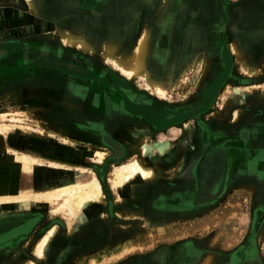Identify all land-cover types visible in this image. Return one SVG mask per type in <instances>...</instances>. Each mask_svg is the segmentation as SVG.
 Listing matches in <instances>:
<instances>
[{"label": "crops", "instance_id": "obj_1", "mask_svg": "<svg viewBox=\"0 0 264 264\" xmlns=\"http://www.w3.org/2000/svg\"><path fill=\"white\" fill-rule=\"evenodd\" d=\"M37 3L34 12L40 16L34 15L41 23L53 30L61 25L82 31L97 53L68 47L59 40L62 52L44 56L52 59L47 62L49 66H22L42 54L35 44L12 49L1 58L5 69L3 97L33 110L34 114L45 109L39 117L54 127L53 133L70 142L51 140L47 148V143L37 138L19 137L16 143L19 149L36 153L45 149L76 161L85 148L99 144L97 131L109 132L125 145V150L129 153L136 150L139 155L144 131H149L148 136L153 132L173 136L171 139L177 138L181 145L159 147L161 162L156 164L159 176L137 179L120 191L118 199L105 180L106 167L105 182L101 184L105 202L98 203L102 213L93 211L83 216V222L65 234L64 244L56 243L50 248L49 264H57L56 251L65 254L64 264H88L91 258L97 264L260 261L264 252V241L261 243L264 222L260 223L264 220L261 86L264 75L256 82L252 81L255 75L246 73L250 77H245L232 42L234 35L241 37L250 50V62L264 70V0H249L247 12L245 0H37ZM245 19L257 30L255 35L245 33ZM146 28V67L161 85L184 75L185 81L192 77L191 83L193 77L197 82L199 76L200 83L207 75L200 84L202 94L225 68L226 60H230L225 78L217 84L208 106L162 124L154 117L158 111H172L169 105H160L153 97L136 92L133 85L107 83H113L117 77L124 81L127 78L99 58L105 43L114 42L116 53L127 55L135 49ZM194 60L200 61L201 71L190 67V61ZM95 96L107 100L110 108L96 103ZM184 123L192 126L190 135ZM166 151L174 159L168 157L164 162ZM222 153L225 164L220 169L217 154ZM176 157L182 161L176 163ZM9 211L8 216L13 219L31 212ZM255 220L259 221L257 230L253 229ZM39 228L36 224L25 237L35 235ZM254 230L258 233L256 242L247 245ZM79 252L81 256H77ZM28 255L38 261L31 253Z\"/></svg>", "mask_w": 264, "mask_h": 264}, {"label": "rangeland", "instance_id": "obj_2", "mask_svg": "<svg viewBox=\"0 0 264 264\" xmlns=\"http://www.w3.org/2000/svg\"><path fill=\"white\" fill-rule=\"evenodd\" d=\"M35 5L37 8L38 7L37 6L38 5L37 0H36ZM247 9L249 10V8H247ZM35 11H37V9ZM35 13L37 14V12L33 11V8L29 4L28 0H0V48H4L7 51H11L12 49H15V48H28V47H34L36 45V46H39V48L41 49L42 54H39L36 58H34V60H31V61L26 62V63L23 62L22 66H25L27 68L32 67V66L33 67L40 66V65L41 66H49L50 64L47 62H49L52 59H49V57L44 58V56L45 55L48 56V54H50L54 51H56V53L62 52L60 49V45H61L60 41H59L60 39H58L54 35V30L51 29L48 25H46L44 22L41 23V21L39 19H37V16L38 17L40 16L39 13L37 14V16L34 15ZM33 16L36 18V21H34L35 19L32 18ZM247 28H249L248 31H247ZM245 30H246L245 33L249 34V35H255L257 33V30L253 26H252V28L245 27ZM50 39H52L53 42H51ZM27 42H28V44H27ZM241 42H242L241 43L242 48H244L243 49L244 55L248 58L249 57L248 52L250 50L248 51V49L246 47V43L244 44L243 40H241ZM232 49L239 59L238 53L236 51V46L234 44H232ZM39 51L36 53H39ZM1 58H2V56L0 57V60H2ZM262 58H264V57H262ZM248 60L250 62L249 58H248ZM190 62H191L190 64H192V65H190V67L193 66L192 68H196V67L198 68V64L200 61L194 60V61H190ZM250 64H254V63L250 62ZM1 65L2 64L0 62V113L5 112V111L11 112L10 114H13L17 117L22 118L17 123L22 124L24 126L29 125L32 128H39L42 130V132L39 133V132H36L34 130L24 129L23 128L24 126L23 127L17 126L16 128L14 127L15 128L14 130H12L9 133H5V134L0 130V194L18 193L20 190H23L24 192H29L32 190L45 189V188L53 185L56 181V177L51 176L49 174H34V173H28V172L23 171L20 167V164L13 158V156L10 155L9 151H7L8 150L7 147L13 148L15 150H22V151L28 152L31 155H35V156H38V157L46 159V160H52V159L54 160L55 159L57 161H61V162H64V163H67L70 165L90 166L96 172V174H97V176H98V178L102 184V182L104 181V179H103L104 174L98 173L95 170V168L98 169V171L102 170L103 166L105 165V162L108 160L107 158H109L111 155V150L109 149L110 150L109 156L103 162L93 163V161H91L88 158V155H89V151H91L95 146L99 145L98 143L92 144L91 145L92 147L88 150L85 148L84 153L80 154L76 161L75 160H67L65 156L60 155V154L56 155L55 153H50L48 150H45V149L41 150L39 153H36V151L31 150V149H25V150L19 149L20 146L16 145V143L18 142L17 138H19V137H26L28 140H30V139L33 140L34 138H37V139L41 140L42 142L47 143L48 146H45L47 148H49V142L51 140L57 141V143H59V142L60 143L61 142L62 143H65V142L70 143V142H69V140L67 141L65 138H63L59 134L53 133L54 127L50 123H47V121H45L44 117L43 118L39 117L40 116L39 113L41 111H46L45 109L34 114L33 110L24 109L23 107H20L19 105H17L14 101H11V100L9 101L3 97L4 93L2 91V88L4 87L3 86L4 82H3V78H2V73L5 69H4V66H1ZM229 65H230V60H226V66L224 68L225 70H223L224 71L223 75H221L220 78H218V80L213 83L214 85H217L218 81H220L221 78L222 79L225 78V71L229 68ZM255 65H257V64H255ZM258 67L261 68V66H259V65H258ZM240 68H241V63H240ZM197 70L199 72V71H201V68H198ZM259 73H261L260 75H262V76L259 77L256 74L254 77L255 79H252V81L256 82L259 79H261L264 75V70L260 69ZM246 75L247 74L245 72V77H250V76H246ZM117 78L118 79L115 80L113 83L108 82V81H107V83L112 84V85H115V84L121 85L122 87H125V85H127V84L131 85V86L133 85V88L136 90V92H139L140 94H143V95L147 94L149 97H153L154 101L159 103L160 105H164V104L169 105L171 107L169 109H171V110L180 109V107H185V106H182V104L190 103V101H192V106H195L196 105L195 103H199V105L197 107L195 106V108L197 110L198 109L201 110V109L205 108V106H208L209 98L211 97V95L215 91V88H209V91H207L206 93L204 92L205 93L204 96L200 93V84L203 83L202 81L205 78H207V75L204 78H202L200 83H199V81H200L199 76L196 78L197 82H196L195 78L193 77L194 83L190 82V79L192 80V77H190V79L188 81H185V79H184L185 75L184 76H177L172 81L170 80L168 85L165 83H162V86L166 89V95L167 96L165 95L164 98L160 99L157 96H155V94L150 89H146L145 85L142 83V81L139 78H132V79L127 78L125 80L126 82L124 80L120 79L119 77H117ZM123 79H124V77H123ZM155 80H156V78H155ZM157 82L160 83L159 81H157ZM116 88H118L120 90L119 86ZM193 89H196V91ZM140 91H143V92H140ZM117 95L119 96V94H117ZM94 98H95L94 101L96 103L104 104L107 108H110L109 102H107V100H105L101 97H97V96H95ZM193 99H195V100H193ZM198 101H201V102H198ZM193 103H194V105H193ZM195 108L192 107L191 109L190 108L186 109V111L182 110V111H179L177 113H174L173 116L169 120L165 119L164 122L167 123L168 121L174 120L175 118H180V116H182L184 114H188L189 112H193L194 110H196ZM41 113H43V112H41ZM161 116H164V113L161 114ZM2 119L5 120V118L0 117V121ZM162 123H163V121H162ZM182 127H184L183 124H182ZM185 127H187V133L190 135L192 132V129H191L192 126L189 125V123H187V124H185ZM171 137H173V136H168L165 133L161 134L158 132H153L151 135H149L147 137V141H152V139H154L155 141L158 140L157 141L158 147L159 146L161 147L163 144L164 145L166 144V146L169 145L168 147H170V148L176 147V146H181L179 144L180 141H178L177 138H174V140H172ZM177 137L179 138L180 136L177 135ZM61 138H63L64 140ZM160 138H161V140H159ZM85 146H87V145H85ZM127 152H128V150H126V153ZM134 152L135 153H133V152L129 153L126 157L132 158L135 155H138L136 150ZM150 155L151 156L153 155L154 158L157 157V155H158L157 148ZM150 155H149L148 161L151 160ZM108 166H107V168H108ZM106 172H107V169H106ZM106 174L107 173H105V180L107 181ZM107 184H108V181H107ZM108 186H109V184H108ZM97 206H100V205L95 204L94 207H97ZM9 208H10V210L13 208L12 211H15L17 214L20 211H22V213H23V211H25V209L30 210V211H34L36 209H41L38 211H40L41 216L43 217V220H42L43 223L49 221V219L51 217L58 216V218H60L62 220L63 224L59 225V226L57 224V230H56V233L54 234V236L52 237V239L54 237H56V238H54L53 240L51 239L52 240V241L50 240L51 242L49 241L50 243L47 244L48 248H46L44 250L42 256L39 257V256L34 255L33 244L36 241V239H34L35 238L34 234L33 235L31 234L30 236L24 237L23 239H21V241H18L19 244L21 243L19 246L22 249H24V252H23V250H20L21 248H18L16 251H8L7 247H5V248L0 247V264H26V262L29 259H32L28 255L30 253H31V255H34L38 259L36 264H47L45 262H47V259H49V256H51V255H49L50 254L49 250L52 247L55 239H58L62 243H65L64 242L66 239L65 234L73 232L75 225L77 223H82L83 222V216L87 215L89 213L88 212L87 214L82 215L79 219L74 220L72 222V224H73L72 229H69L67 226L66 218L60 213H53L51 211L52 204H50V203H45L44 201H40V202H31L30 201V202L23 204L22 206H19V207L12 205V204L11 205L8 204V206H7L6 203H2V204H0V221L4 217H6L5 215L7 213L10 212V211H8ZM54 223H56V222H54ZM57 233H58V235H57ZM2 240H3V238L0 236V242ZM57 242H59V241H57ZM81 255H82V253H80V252L77 254V256H81ZM59 256H61V255H59ZM64 259H65V257H63V256L61 258H59V260H61V261H63ZM88 264H97V262L93 258H91V261H89Z\"/></svg>", "mask_w": 264, "mask_h": 264}, {"label": "bare ground", "instance_id": "obj_3", "mask_svg": "<svg viewBox=\"0 0 264 264\" xmlns=\"http://www.w3.org/2000/svg\"><path fill=\"white\" fill-rule=\"evenodd\" d=\"M28 1L33 11H35L37 9L35 5L36 0ZM81 32L74 31L69 27L57 25L54 30V35L69 47H76L90 54H96V47L91 44L87 37ZM147 33L148 28L145 29L137 46L131 53H127V55L117 54L116 44L108 41L103 46L102 51L99 52V57L105 63L117 69L124 77L128 79L139 78L146 89H150L155 96L162 99L166 95V89L155 80L154 76L146 67L144 49ZM241 40L242 38L236 34L233 36L232 42V44L236 46L241 68L249 75H256L261 68L258 67V65L250 64L248 58L244 55V48H242ZM261 86L264 90V83ZM10 113L11 112L8 111L0 113V117L5 118V120L2 119L0 121V130L4 134L11 132L17 126H24L17 123L22 119L21 117H17ZM233 114L236 116L237 111L233 112ZM23 128L34 130L39 133L42 132L41 129L32 128L29 125H25ZM173 131H176V129H173ZM142 135L140 142L141 155L138 154L132 158L125 157L121 160H112L107 168L106 177L109 188L111 192L117 196V199L120 195V191L126 186H132L137 179L154 178L155 175H159L155 163L153 161H148L149 155L152 154L156 148L158 149L160 147H158V140L155 141L152 139V141H147L148 133L143 132ZM159 140H161V138ZM7 149L10 155L20 164L23 171L34 174H49L55 176L56 181L53 185L45 189L32 190L29 192L20 190L18 193L0 194V204L6 203L7 206L8 204H12L19 207L30 201H44L45 203H50L52 204L51 211L53 213L62 214L67 220L68 228L72 229V222L74 220L87 214L95 204L97 205L98 203L102 204L105 202V193L101 186V182L96 172L90 166L70 165L55 159L46 160L22 150H15L10 147H7ZM109 152V148L105 145L95 146L89 151L88 158L93 161V163H101L109 156ZM98 210L101 212L102 208H98ZM56 230L57 223H52L34 242L33 250L35 256L40 257L43 255L47 244L56 233ZM26 264H36V262L32 258L29 259Z\"/></svg>", "mask_w": 264, "mask_h": 264}, {"label": "flooded vegetation", "instance_id": "obj_4", "mask_svg": "<svg viewBox=\"0 0 264 264\" xmlns=\"http://www.w3.org/2000/svg\"><path fill=\"white\" fill-rule=\"evenodd\" d=\"M248 1L249 0H245V12H247L248 11ZM247 2V3H246ZM247 19H245V23H247V26L246 27H252V23L250 22H248V21H246ZM247 30H249V28H247ZM3 49L4 48H0V54L3 52ZM6 50V49H5ZM224 52H225V50H223ZM8 51L6 50V53H7ZM6 53H4L3 55H2V57L6 54ZM263 66V65H262ZM223 70H225L224 68H223ZM221 71L219 74H217L213 79H212V81L210 82V84L207 86V88L203 91V93H202V95L204 96V94L207 92V91H209V88H215V91H214V93L211 95V97L209 98V102L208 103H210L211 101H212V99H213V97L215 96V92H216V90H217V85H214L213 83L215 82V81H217L218 80V78H220V76L221 75H223V72L224 71ZM222 79V78H221ZM221 79H220V81H218V83L219 82H221ZM242 80V78H240L239 79V81H241ZM241 82H243V80L241 81ZM217 83V84H218ZM215 86V87H214ZM205 92V93H204ZM203 100V99H202ZM198 102H201V101H198ZM129 103V102H128ZM196 105V107L199 105V103H195ZM132 105V104H131ZM193 105H194V103H193ZM182 106H185V107H180V109H174V110H172V111H169V110H167V109H165V110H161L160 112L158 111V110H156L155 112H157V115L154 117L156 120H160V122L162 123V121H163V123L162 124H164L165 122H164V120L166 119H170L172 116H173V114L174 113H177V112H179V111H186V109H188V108H192V107H194L195 108V106H192V103H187V104H182ZM188 106V107H187ZM196 109V108H195ZM199 110V109H198ZM198 110L196 109V110H194L193 112H198ZM167 111H169V112H167ZM193 112H189L188 114H184V115H182V116H180V117H185V116H187V115H191ZM164 113V116H161V114H163ZM153 118V117H152ZM153 118V119H154ZM150 120H151V118H150ZM156 126V125H155ZM158 126H160V127H162V125L161 124H159ZM149 131H144V133H148ZM143 134V133H142ZM97 136L99 137V145H105V146H107L110 150H111V155H110V157L109 158H107L108 160L105 162V165L103 166V168H102V170L101 171H98V169H96L95 168V170L98 172V173H101V174H103L102 172L104 171V169L108 166V164L112 161V160H116V159H119V158H123L125 155H128V154H125L126 153V150H125V145L122 143V142H120L119 140H117V139H115L109 132H104V131H97ZM164 145V144H163ZM165 147H166V144H165ZM156 150V149H155ZM127 153H129V152H127ZM157 153H158V155H157V157H153V155L151 156V160L150 161H154L156 164L158 163V164H160V162H161V158H159V156H160V153L161 152H159V148L157 149ZM171 158V159H174V157H172V156H167V151L165 152V155H164V162H167V158ZM149 158V157H148ZM217 158H219L218 159V163H219V168L220 169H222L223 168V165L225 164V156H224V154L222 153V155H220V154H217ZM175 162L176 163H178V162H181L182 161V159H181V157L180 158H178V157H176L175 158ZM202 164V160H201V158H200V160L198 161V164ZM155 164V165H156ZM200 164V165H201ZM159 175H155V177H158ZM128 187V186H127ZM95 206V205H94ZM94 206H92V208L90 209V211L89 212H97V213H102V211L101 212H99L98 211V208H100V207H94ZM13 209V208H12ZM11 209V210H12ZM10 210V208L8 209V211ZM38 210H41V209H36V210H34V211H31V212H29V213H27L28 215L26 216H22L21 214V217L20 218H18V219H13V218H11V216H8V214L9 213H7L5 216L6 217H4L1 221H0V236L3 238V240L0 242V247H2V248H5V247H7V250L8 251H16L18 248H21L19 245L21 244H19V242L18 241H21V239H23L24 237H25V235H26V233L30 230V229H32V228H34V226L36 225V224H39L40 225V228L38 229V230H36V234L34 235V239H36L37 240V238H39L41 235H42V233L52 224V223H54V222H56L57 224H58V226L59 225H62L63 224V222H62V220L60 219V218H58V216H54V217H51L50 219H49V221H47V222H45V223H43L42 222V220H43V217L41 216V213H40V211H38ZM19 215V216H20ZM263 215V214H262ZM85 216V215H84ZM14 220V222L13 223H11L10 221L11 220ZM259 221H257L256 222V220H255V223H254V228L253 229H255V230H257V227H256V225H257V223H258ZM264 222V220H261L260 221V223H263ZM11 223V224H10ZM43 224V225H42ZM252 231V233L249 235V237L247 238V245H250V246H252L253 244H255V242H256V239H257V237H258V233H254V232H257V231ZM260 230V229H259ZM37 232L38 233H41L40 235L39 234H37ZM57 235H58V233H57ZM56 235V236H57ZM54 238H56V237H54ZM53 238V239H54ZM52 239V240H53ZM51 240V241H52ZM50 241V242H51ZM57 241H59V242H57ZM255 241V242H254ZM264 241V239L262 238L261 239V243ZM49 242V243H50ZM56 243H58L59 245H61V244H64V243H62L60 240H58V239H55V241L53 242V245H55ZM52 245V246H53ZM62 247H64V245H62ZM46 248H48V245H47V247ZM262 249L264 250V246L262 247ZM20 250H23V252H24V249H20ZM54 253V252H53ZM236 254H238V253H236ZM50 255V254H49ZM59 255H61V256H59ZM55 258L57 259V264H64L65 263V259L63 260V261H61V260H59V258H61L62 256L63 257H65V254L64 253H61V252H57L56 251V253H55ZM50 257V256H49ZM234 257H235V259H237V257H236V255H234ZM50 259V258H49ZM49 259H47V262H45V263H47V264H49ZM228 264H229V262H227ZM256 264H264V252H263V257H262V259L260 260V261H258V262H256Z\"/></svg>", "mask_w": 264, "mask_h": 264}, {"label": "water", "instance_id": "obj_5", "mask_svg": "<svg viewBox=\"0 0 264 264\" xmlns=\"http://www.w3.org/2000/svg\"><path fill=\"white\" fill-rule=\"evenodd\" d=\"M4 53H6V50H5V49H3V52L0 54V57H1Z\"/></svg>", "mask_w": 264, "mask_h": 264}]
</instances>
